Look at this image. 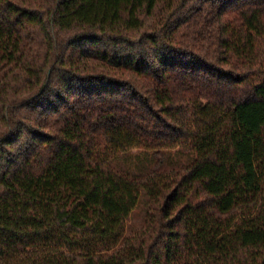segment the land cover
I'll return each mask as SVG.
<instances>
[{"label": "trees", "instance_id": "trees-1", "mask_svg": "<svg viewBox=\"0 0 264 264\" xmlns=\"http://www.w3.org/2000/svg\"><path fill=\"white\" fill-rule=\"evenodd\" d=\"M0 264H264V0H0Z\"/></svg>", "mask_w": 264, "mask_h": 264}, {"label": "rangeland", "instance_id": "rangeland-1", "mask_svg": "<svg viewBox=\"0 0 264 264\" xmlns=\"http://www.w3.org/2000/svg\"><path fill=\"white\" fill-rule=\"evenodd\" d=\"M146 203H147L146 197L141 196L138 206L132 212L128 220L127 232H131L142 226L144 215L146 212Z\"/></svg>", "mask_w": 264, "mask_h": 264}]
</instances>
